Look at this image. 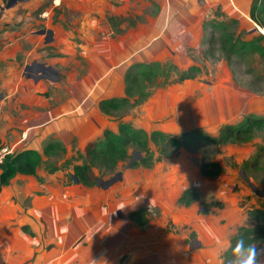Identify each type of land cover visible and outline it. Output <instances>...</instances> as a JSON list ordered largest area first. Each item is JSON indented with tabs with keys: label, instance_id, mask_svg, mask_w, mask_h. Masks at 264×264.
<instances>
[{
	"label": "crops",
	"instance_id": "crops-1",
	"mask_svg": "<svg viewBox=\"0 0 264 264\" xmlns=\"http://www.w3.org/2000/svg\"><path fill=\"white\" fill-rule=\"evenodd\" d=\"M7 1L0 0V145L41 153L53 140L66 155L85 151L106 130L117 132L99 104L125 97L127 74L157 63L185 67L188 49L198 50L209 33L204 22L220 13L249 19L252 2L22 0L6 9ZM32 65L39 71L28 73ZM149 100L135 110L155 124L150 134L163 130L160 107ZM37 175L40 181L16 175L0 190V264H105L101 254L110 243L93 251L98 233L88 238L82 231L83 218L98 204L64 202L59 170ZM233 201L209 213L221 211L228 239L249 222ZM65 205L66 215L52 217ZM259 261L264 264V254Z\"/></svg>",
	"mask_w": 264,
	"mask_h": 264
},
{
	"label": "rangeland",
	"instance_id": "rangeland-1",
	"mask_svg": "<svg viewBox=\"0 0 264 264\" xmlns=\"http://www.w3.org/2000/svg\"><path fill=\"white\" fill-rule=\"evenodd\" d=\"M208 24L209 33L198 50L188 49L189 62L185 67L173 63L152 65L153 76L138 80L133 90L129 103L133 98L140 104L150 99L160 107L161 133L176 136L182 130L201 129L216 136L224 124H235L245 115L264 116V55L257 52L233 55L227 64L219 44L223 35H231L238 41H255L264 47V30L247 18L224 13L209 18ZM190 66L198 72L191 79L179 81L178 75ZM33 69L39 71L32 65L28 73ZM139 103L130 109L129 105L124 106L119 121L129 122L134 129L141 127L149 134L156 127L135 110ZM263 150L264 133L244 143L201 145L195 150L179 149L169 155L159 154L151 142L147 154L129 145L130 158L113 171L93 168L96 183L89 187L69 183L72 165L81 163L70 159L76 158V152L59 160H45L38 171L50 174L47 169L61 168L63 177L56 180L58 184L62 181L64 202L77 199L82 208L98 204L83 218L82 231L88 238L98 233L90 243L93 251L100 249V242L110 243L101 254L105 264H222L229 232L221 220V211L204 216L198 203L184 207L177 199L183 190L191 187L205 201L233 204L238 199L237 206L244 215L249 209L264 208V197L253 193L246 183L249 181L264 194ZM144 157L150 159V164L138 163ZM134 162L137 164L132 165ZM203 162L220 165L223 173L203 176L200 173ZM118 173L121 178L107 185ZM139 206L147 210L142 230L128 216L130 210H138ZM57 208L52 217L66 215L68 206ZM92 218L99 220L93 229ZM243 224L253 226L250 221ZM257 251L258 264H262L259 259L264 247L257 246Z\"/></svg>",
	"mask_w": 264,
	"mask_h": 264
},
{
	"label": "trees",
	"instance_id": "trees-1",
	"mask_svg": "<svg viewBox=\"0 0 264 264\" xmlns=\"http://www.w3.org/2000/svg\"><path fill=\"white\" fill-rule=\"evenodd\" d=\"M248 17L254 24L264 30V0H252ZM210 26L208 21L203 23L204 28ZM219 44L227 64L231 62L233 55L246 54L247 52H257L260 55H264V47L258 42L238 41L231 35H223ZM145 68L146 70L143 72L126 75L124 98L100 102L99 108L101 112L108 118L118 121L117 132L106 130L102 139L89 144L83 155L76 152V158L70 157L73 161L79 160L81 163L72 165V173L68 175L69 183L75 182V178L77 183L83 186H93L96 183L92 171L93 168L113 171L119 163L125 162L130 158L128 153L129 145L134 146L138 152L147 154L149 152L148 143L151 142L158 148L159 154L169 155L179 149L195 150L201 145L220 146L231 142L244 143L252 140L257 134L264 133V116L255 114L245 115L241 121L235 124H224L216 136H211L201 129H192L176 136L159 131L147 134L141 129H134L129 122L119 121L124 106L129 105L130 109L139 103L137 98H133V102L129 103L130 97L134 96L133 90L138 80L148 79L153 76V66L146 65ZM194 72H198V69L190 66L186 71L181 72L177 78L179 81L191 79ZM65 155L66 150L64 147L58 141L53 140L45 144L41 153L34 150L13 152L6 156L2 164H0V190L8 186L16 175L33 176L40 181L37 170L44 164L45 160H59ZM138 163L147 165L150 164V159L144 157ZM135 164L137 163H132V165ZM59 169L61 168L54 166L46 171L51 174ZM200 173L203 176L219 175L223 173V169L218 164L203 162L200 165ZM177 203L184 207L198 203L201 208L200 213L203 215L223 208L222 203L219 201H205L191 187L181 192ZM146 213V209H140L130 214V218L140 230L144 228ZM246 217L248 221L253 223V226H240L237 228L234 235L229 239V246L223 254L222 264H233L232 249L238 239L243 238L248 244H254L256 248L257 246L264 247V208L249 209L246 211Z\"/></svg>",
	"mask_w": 264,
	"mask_h": 264
},
{
	"label": "clouds",
	"instance_id": "clouds-1",
	"mask_svg": "<svg viewBox=\"0 0 264 264\" xmlns=\"http://www.w3.org/2000/svg\"><path fill=\"white\" fill-rule=\"evenodd\" d=\"M124 206L121 205V208ZM233 264H258L257 248L254 244H248L243 238L238 239L235 247L232 249Z\"/></svg>",
	"mask_w": 264,
	"mask_h": 264
},
{
	"label": "water",
	"instance_id": "water-1",
	"mask_svg": "<svg viewBox=\"0 0 264 264\" xmlns=\"http://www.w3.org/2000/svg\"><path fill=\"white\" fill-rule=\"evenodd\" d=\"M16 1H22V0H8L7 3H6V5H5V8L7 9V8L11 7ZM132 160H134V159H132ZM120 178H121V174L120 173L116 174V176L114 178L110 179L107 182V185H110L111 183L117 181V179L119 180ZM246 183L250 187V189L252 190L253 193H255V194L259 195V196L264 197V194L260 193L251 183H249V181L246 180Z\"/></svg>",
	"mask_w": 264,
	"mask_h": 264
},
{
	"label": "built area",
	"instance_id": "built-area-1",
	"mask_svg": "<svg viewBox=\"0 0 264 264\" xmlns=\"http://www.w3.org/2000/svg\"><path fill=\"white\" fill-rule=\"evenodd\" d=\"M13 151L11 148L5 146V145H0V164L4 161L5 157L12 154Z\"/></svg>",
	"mask_w": 264,
	"mask_h": 264
}]
</instances>
